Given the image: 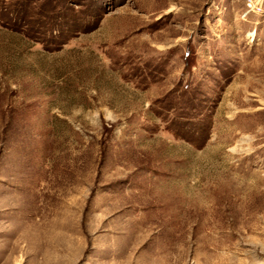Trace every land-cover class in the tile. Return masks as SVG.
Segmentation results:
<instances>
[{
    "label": "rangeland",
    "instance_id": "374dc122",
    "mask_svg": "<svg viewBox=\"0 0 264 264\" xmlns=\"http://www.w3.org/2000/svg\"><path fill=\"white\" fill-rule=\"evenodd\" d=\"M0 0V264H264V0Z\"/></svg>",
    "mask_w": 264,
    "mask_h": 264
},
{
    "label": "built area",
    "instance_id": "2783aa9c",
    "mask_svg": "<svg viewBox=\"0 0 264 264\" xmlns=\"http://www.w3.org/2000/svg\"><path fill=\"white\" fill-rule=\"evenodd\" d=\"M246 5L249 9L255 8L256 2L254 0H246Z\"/></svg>",
    "mask_w": 264,
    "mask_h": 264
}]
</instances>
